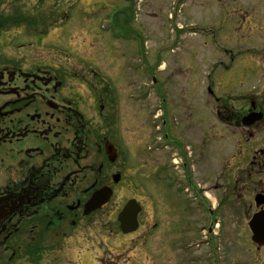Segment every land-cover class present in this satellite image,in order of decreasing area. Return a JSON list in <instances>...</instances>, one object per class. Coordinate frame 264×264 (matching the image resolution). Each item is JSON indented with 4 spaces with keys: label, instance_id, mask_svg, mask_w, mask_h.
<instances>
[{
    "label": "flooded vegetation",
    "instance_id": "af4514ba",
    "mask_svg": "<svg viewBox=\"0 0 264 264\" xmlns=\"http://www.w3.org/2000/svg\"><path fill=\"white\" fill-rule=\"evenodd\" d=\"M230 6H234L231 14L241 17L231 18L235 21L238 17L237 27L264 37V0H232ZM6 11L0 9V264H100L102 259L93 254L97 249L119 256V234L124 233L113 222L112 228L118 231L110 234V220L117 217L102 215L130 185L141 192L135 198L143 208L138 230L125 235H151L159 241L170 237L171 226L182 219L189 231V225L195 226L196 239L208 242L201 253L185 244L181 264H264V41L249 43L253 54L248 68L255 77L261 76L258 84L237 95L232 82L213 77V71L193 80L190 89L199 93L200 109L198 100L184 101L185 124H168L166 91L156 89L152 79L155 95L163 97V110L156 117H161V123L153 119L129 138L122 98L125 88L119 72L105 68L98 72L81 64L95 78L88 83L77 69L39 56L41 49H53L57 51L54 55L68 53L72 57L70 48L58 49V43L46 41L53 36L57 20L46 25L53 20L51 16L20 15L19 19ZM82 12L79 21L83 17L89 22L85 17L92 19L93 12ZM103 20L111 22L104 33L111 32L115 41L123 38L119 31L125 27L116 18ZM65 21H70L68 16ZM19 24L37 33L39 40H21V35L12 31ZM93 29L91 24H80L75 28L79 33L61 32L55 37L78 41L81 31L89 34ZM72 58L76 60L74 55ZM81 58L92 63L91 57ZM230 58L235 59L233 55ZM217 63L213 69L221 66ZM133 70L140 78L136 63ZM132 89L135 101L141 99L140 80ZM195 114L198 124H191ZM195 127L196 134L191 130ZM190 142L198 145L197 161L192 158ZM153 143L152 152L162 148L166 160L156 159L147 150L142 154L141 146L146 149ZM178 147H184L183 152H176ZM147 154L152 158H146ZM169 162L187 184L183 205L169 197L165 185ZM116 175L120 178L117 183ZM150 186L154 190V222L148 228L140 198ZM103 187L112 188L110 204L87 214L86 203ZM119 198L121 205L116 211L133 197ZM159 206H164L168 223L162 232L151 231L163 224ZM222 225H229L234 232L223 233ZM110 243L115 245L112 250ZM153 252L154 261L162 257L161 251Z\"/></svg>",
    "mask_w": 264,
    "mask_h": 264
},
{
    "label": "rangeland",
    "instance_id": "374dc122",
    "mask_svg": "<svg viewBox=\"0 0 264 264\" xmlns=\"http://www.w3.org/2000/svg\"><path fill=\"white\" fill-rule=\"evenodd\" d=\"M231 2L232 0H2L0 1V9L7 10V14L17 10L46 16L54 13L55 16L51 17L53 20L48 21L47 24L57 20L56 23L53 22L57 28L52 33L53 36L46 38V41L58 43V49L65 48L67 50L70 48L74 53H72V57L74 55L76 60L70 58L68 53H65V56L64 54L62 56L60 54L54 55V52L57 51L53 49H41V52H38L39 56L51 57L59 62L61 67L77 69L78 72L85 74L88 83L95 81V78L81 64L90 65L98 72H104V68L109 71L114 69L116 74L119 72L118 75L121 76L125 88L122 94L125 106L124 121L129 138H133L140 126L146 128L151 120L160 119L159 123H161V117H156L163 110L161 108L163 97L155 95L156 90L152 87V79L156 83V89L166 91L168 124H185L186 117L184 114L187 105H182L184 101L197 102L198 100L200 109V97L197 95L199 93L196 94L191 91V83L200 77L203 78L205 74L211 71H213V77L231 81V89L237 95L245 94L248 89L258 84L261 76L255 77L248 68L252 61L250 55L253 54V46L249 43L250 41L260 43L264 41V37L260 33L249 32L247 28L237 27L238 17H241L239 14H233L238 15V17H235V21L231 19L233 16L231 10L234 7L230 6ZM85 9L93 12L92 19L86 15L85 18L87 21L89 20L87 23L83 17H81V22L79 21V15ZM115 14H118L116 21L125 28L130 27L125 30H130L133 36L130 34L126 38L128 36L126 34V37L120 39L121 41H115L112 38L113 34H110L111 32L104 33L102 29V31L100 30V19L103 22L104 18L109 15L114 17ZM66 16L70 21L65 22V24H69L64 28L61 22ZM71 16H73L72 21ZM230 21L235 24V27L232 26L233 24L228 25ZM97 22L99 23L98 27ZM80 24H85V26L91 24L94 29L89 34L88 31H81V37L78 38V41L55 37L61 32L63 34L68 33V35L69 33H79L75 28ZM22 26L12 30L17 35H21V40H39L36 37L37 33L31 29L26 31ZM60 26L62 28H59ZM83 36L84 39H82ZM83 40L85 42H82ZM224 50L227 51L224 52ZM231 55L235 57L234 60H231ZM81 57H91L92 63L82 62L85 59ZM111 57L113 59L110 62ZM217 62H221V66L213 69V65L217 67ZM129 63L131 68H129ZM135 63L140 68V78L134 74L133 65ZM223 66H229V69H225ZM79 80L83 81V79ZM139 80L142 95L141 99L135 101L132 88L135 82L139 83ZM176 109H178L177 112ZM94 112L97 114V110ZM197 118L198 114H195L190 123L198 124ZM95 119L98 120L99 118L96 117ZM133 124H135V130L131 129ZM191 130L194 134L197 133V127ZM146 142L148 141L146 140ZM189 145L193 153L192 158L197 161L198 145L194 142H190ZM149 147L147 145L145 149L144 146H141L142 154H146L143 150H147L156 159L161 161L167 159L165 151L160 150L162 148L152 152L154 149L151 150ZM183 150L184 147H178L176 152L181 153ZM151 155L147 154L146 158L151 159ZM178 162H181L180 158ZM165 185L169 197L177 198V203L183 205L186 198L182 192L187 184L171 162L167 166ZM211 188H213V182H211ZM140 194L141 192L136 190L134 185H130L128 189L119 194V197L120 195L124 198L126 196L138 197ZM142 194L143 198L140 199L144 201L146 206V213L143 218L146 227L149 228L154 222L151 203L154 190L150 186L145 188ZM119 197L110 204L102 216L109 218L117 216L118 210L116 211V208L121 205ZM159 210L163 224H161L160 229L156 228V232H162L168 223L167 215L163 213L164 206H159ZM189 226L192 232L189 231L182 219L176 221L171 226V236L159 241H154L151 235L119 234L122 242V252L119 256L106 254L99 249L93 254L102 259L100 264H181L182 249L185 244L193 242L194 246L192 245L191 248L194 247L197 253L203 252L206 245L201 239L194 237L196 236L193 233L195 226ZM108 227L111 228L110 231L107 230L110 234L116 232V229L112 228L115 227L112 220H110ZM220 229L223 233L226 231L234 232L229 225H222ZM114 246L112 243L109 244L110 249L115 248ZM154 250L162 253V257L155 259L156 261H154Z\"/></svg>",
    "mask_w": 264,
    "mask_h": 264
},
{
    "label": "water",
    "instance_id": "95a60500",
    "mask_svg": "<svg viewBox=\"0 0 264 264\" xmlns=\"http://www.w3.org/2000/svg\"><path fill=\"white\" fill-rule=\"evenodd\" d=\"M119 175L114 176V181H119ZM112 189L109 187H103L86 203L85 212L88 214L91 211L102 208L110 202L112 196ZM141 211V205L132 199L124 206L122 211L118 215L120 222V228L124 233L133 232L138 228V215Z\"/></svg>",
    "mask_w": 264,
    "mask_h": 264
}]
</instances>
